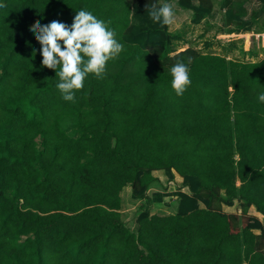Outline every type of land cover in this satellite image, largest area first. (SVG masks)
Segmentation results:
<instances>
[{"label": "trees", "instance_id": "obj_1", "mask_svg": "<svg viewBox=\"0 0 264 264\" xmlns=\"http://www.w3.org/2000/svg\"><path fill=\"white\" fill-rule=\"evenodd\" d=\"M173 1L194 25L215 12L214 0H0V264H264V221L248 214H264V57L239 59L260 52L237 39L202 50L149 18ZM248 1H222L221 33H264V0L251 12ZM81 9L123 50L66 101L29 26L71 25ZM177 60L191 79L182 96ZM156 170L181 187L150 198ZM127 185L150 203L176 195V211L142 203L130 225ZM236 200L241 214L223 210Z\"/></svg>", "mask_w": 264, "mask_h": 264}, {"label": "clouds", "instance_id": "obj_2", "mask_svg": "<svg viewBox=\"0 0 264 264\" xmlns=\"http://www.w3.org/2000/svg\"><path fill=\"white\" fill-rule=\"evenodd\" d=\"M196 6H199L198 0ZM0 7L5 5L0 4ZM147 11L149 18L162 27L175 22L172 3L160 6L153 3ZM29 28L41 45L42 67L55 70L59 77L56 87L66 101L75 100L76 91L83 89L89 74L102 79L108 61L117 58L123 50L115 31L92 12L83 9L76 13L71 25L58 20L43 25L36 21ZM33 51L35 53V49ZM170 72L171 88L177 96H182L191 85L188 64L177 60ZM258 100L264 103V92L259 94Z\"/></svg>", "mask_w": 264, "mask_h": 264}, {"label": "rangeland", "instance_id": "obj_3", "mask_svg": "<svg viewBox=\"0 0 264 264\" xmlns=\"http://www.w3.org/2000/svg\"><path fill=\"white\" fill-rule=\"evenodd\" d=\"M222 1L223 0H214V3H215L214 14L211 17L205 19V22H207V25L202 26V27H198L199 29H194L196 27H192V24L190 23L191 21L189 19V15H190L189 11H176V10H180V9L174 5V7H176V8H174V11H175V15H176L177 20L172 25L174 26V24H176L177 26H179L181 21H182V24H181V27L179 30H187L188 29L187 30L188 36H191L192 40L194 41V44L196 46H198L199 48H202V50L207 49V48H205V42H206V44L208 42L210 43V41H207L206 39H210L213 36V40L211 41L213 43V46H211L210 49L212 51H215V52H222V48L224 50V48L229 47L226 45L231 42V39L233 37L231 35L225 34V32L221 33V28H222V18H221ZM170 3L174 4L173 2H170ZM247 7H248L249 12H251V10L259 8L260 6L256 0H249L247 3ZM189 28H193V30L190 31ZM252 32L253 31L249 32L251 35H248V34H247L248 36L246 35L247 39L249 41H251V42L248 41L249 44L244 45V47H247V50H248V48H250V49H253V48L257 49L258 48L259 49L260 48L259 44L262 45L263 40H264L262 35L259 36L258 33L253 35L254 33H252ZM243 33H246V32H243ZM183 46L185 47L186 45H181V47H183ZM245 50H246V48H245ZM236 54L239 55L238 50L235 51L234 55L232 54V57H234ZM263 56H264V54H262V56L259 54L258 57H252L249 55H245L244 57L240 56L239 59L254 61V60L261 59ZM164 180H165V182H167L166 176H164ZM127 186H129V185H127ZM127 186L124 187V189L122 190V193H121V195H122L121 212L123 214L122 218L126 222H128L130 225H133L134 217L138 213V208H139V206H141V203L150 206V201L147 198L141 199L142 202H140L137 199L135 201L132 198V189H131L130 193H127V192H129V191H126ZM164 187L167 189L166 186H164ZM176 188H177V186L175 187V189ZM173 189H174V187L171 188V190H173ZM172 206L173 207H169L168 210L169 211H174V210L176 211V207H177L176 202L172 203Z\"/></svg>", "mask_w": 264, "mask_h": 264}, {"label": "crops", "instance_id": "obj_4", "mask_svg": "<svg viewBox=\"0 0 264 264\" xmlns=\"http://www.w3.org/2000/svg\"><path fill=\"white\" fill-rule=\"evenodd\" d=\"M173 3H174L173 5H175L176 7H178L180 9V10H176V11H186L185 9H182V8L179 7V5L177 4V1H173ZM176 7H174V8H176ZM189 14H190L189 15V19H191V15H192L191 12ZM211 16L212 15L208 16L207 18H209ZM176 20H177V18L175 19V22H176ZM181 24H182V21H181V23H180L179 26H177L176 24H174V26L171 25V30L172 31L179 30L180 27H181ZM206 25H207V22H205V19H204L200 24H198L196 26L194 24H192V27H196L194 29H199L198 27H202V26H206ZM189 29H190V31L193 30V28H189ZM252 33H254L253 35L256 34L255 32H252ZM225 34L233 36L232 37L233 40H235V39L240 40L238 42V44H240V46H244V45L249 44L248 43L249 40L247 39V36L248 35H251L249 32H246V33H243V32L242 33H225ZM258 34H259V36L262 35L263 38H264V33H258ZM189 38H191V36H189ZM211 39H213V36H212V38H210V40ZM249 42H251V41H249ZM259 46H260V48L259 49L257 48V50H259L260 55L262 56L263 53L261 52V44H259ZM262 46H264V40H263ZM244 48H246V50H247V47H244ZM248 50H250V48H248ZM154 175L159 178L160 182L157 183L156 185H154L153 187H151L148 190V196L150 198H153L154 192H164L165 189H166L164 186L167 187V190L168 191L175 192L178 188L181 187L182 182H183L182 176L178 175L177 173H176V176L172 180H169L168 179V176L166 175V173L164 172V170H156V171H154ZM164 176L167 177V182H165ZM176 186H177V188L175 189ZM173 187H174V189L171 190V188H173ZM131 189H132L131 185L127 186L126 187V191H129L127 193H130ZM134 200L136 201V199H134ZM137 200H139L140 202H142L141 199H137ZM174 202H176V204H177L176 195H169L167 197H164V199H162V201L155 202V203H153V202L150 203L149 208H150V210H151L152 213H160V214L174 213L175 210L174 211H169L168 210L169 207H173L172 206V203H174ZM241 203H242L241 201L236 200L235 203H234V205H232V206L223 205L222 208H223L224 211H226L228 213L241 214L242 213ZM138 211H139V208H138ZM248 214L251 215V216H255V217L259 218L262 222L264 221V214H262L261 212H259L257 210V208H256L255 205H251L249 207ZM136 216H137V214H136ZM136 216L134 218H136ZM253 232L255 234H257V235H260L261 234V229L255 228V229H253ZM259 247H260V249L262 247V249L264 250V236L263 237L261 236L260 246Z\"/></svg>", "mask_w": 264, "mask_h": 264}]
</instances>
